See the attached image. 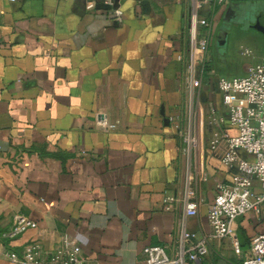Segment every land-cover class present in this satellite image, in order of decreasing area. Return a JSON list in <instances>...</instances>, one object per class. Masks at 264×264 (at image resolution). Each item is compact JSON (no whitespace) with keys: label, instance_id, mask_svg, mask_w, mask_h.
I'll return each instance as SVG.
<instances>
[{"label":"crops","instance_id":"0c3cea01","mask_svg":"<svg viewBox=\"0 0 264 264\" xmlns=\"http://www.w3.org/2000/svg\"><path fill=\"white\" fill-rule=\"evenodd\" d=\"M117 7L118 21L109 15ZM185 8L179 0H0V251L20 254L31 241L52 250L66 237L80 246L83 264H143L145 246L172 244L183 227L210 232L216 184L238 174L221 162L225 142L205 149L196 212L162 205L182 192L187 169L169 121L187 100L189 73L177 60ZM217 21L209 47L224 30ZM251 50L253 57L242 54L244 75L264 46ZM207 59L214 75L210 48ZM209 72L200 98L220 111L218 76ZM97 112L116 129L98 128ZM17 214L36 228L5 237ZM235 224L239 255L229 238L211 239L207 254L188 264H241L251 238L264 232V207ZM0 264L19 263L0 252Z\"/></svg>","mask_w":264,"mask_h":264},{"label":"built area","instance_id":"2783aa9c","mask_svg":"<svg viewBox=\"0 0 264 264\" xmlns=\"http://www.w3.org/2000/svg\"><path fill=\"white\" fill-rule=\"evenodd\" d=\"M179 1L185 2L186 8L185 29L178 36L183 41V47L177 60L184 63L189 80L186 84V104L180 113L170 116L169 121L179 139L180 151L187 157V169L182 192L164 196L163 208L169 210L174 204L182 203L186 216L196 212L198 189L207 179L205 149L215 150L222 141L226 144V151L221 162L235 167L238 174L228 182L216 184L213 201L207 210L208 234L199 236L183 227L172 244L145 246L143 264H188L199 261L207 254L211 239L229 238L233 252L239 255L241 246L236 234V220L249 212L260 215L264 207V52L247 66L245 75L216 78L220 111L212 106L204 107L200 94L213 36V20L231 0ZM103 3L111 6L113 0H103ZM203 5L209 7L207 15L200 14ZM85 8H94V2L86 1ZM109 15L118 21L122 11L118 7L112 8ZM242 54L254 56L248 48H243ZM96 126L106 131L117 127L103 112H97ZM231 127L237 129L234 136L229 135L228 128ZM240 149L251 157L241 156ZM36 226V222L17 214L4 236L14 237ZM0 252L5 258L19 264H83L80 246L66 237L52 250L31 241L20 254L6 249ZM241 264H264V232L251 238Z\"/></svg>","mask_w":264,"mask_h":264},{"label":"rangeland","instance_id":"374dc122","mask_svg":"<svg viewBox=\"0 0 264 264\" xmlns=\"http://www.w3.org/2000/svg\"><path fill=\"white\" fill-rule=\"evenodd\" d=\"M237 8V17L241 21H245L248 19L249 21L253 22L254 17L259 12H264V0H242L236 6ZM228 8V7H227ZM209 7L207 5H203L200 8V14L207 15ZM221 17V16H220ZM220 17H216L213 20V28H215V24L220 20ZM218 18V19H217ZM217 21V22H216ZM235 23V22H234ZM243 23V22H242ZM233 24V23H231ZM220 26H222L220 24ZM222 28V27H221ZM249 28V27H248ZM253 30L252 27H250ZM245 33L244 36H239L240 32L233 26L232 28L226 29L227 41L226 45H222L218 42H215L211 45L210 51L212 55H214L215 60L212 59V66L215 68V76H224V77H233V76H243L244 75V64L247 61L245 56L241 53V45L247 46L248 49L259 48L264 46L263 39L260 35H257L253 31ZM238 34L237 40H234L233 36ZM214 39V36H213ZM251 47V48H250ZM225 56V58H223ZM227 56V57H226ZM245 57V58H244ZM224 59V60H223ZM206 63H208V67L206 71H210V61L206 59ZM207 67V66H206ZM213 73L209 72L207 74V78L210 76H214ZM208 81V79H207ZM210 81V80H209ZM205 107V105L203 104ZM207 107V106H206ZM228 132L230 136H234L237 134L236 127L228 128ZM206 145V143H205ZM238 238H239V234Z\"/></svg>","mask_w":264,"mask_h":264},{"label":"flooded vegetation","instance_id":"af4514ba","mask_svg":"<svg viewBox=\"0 0 264 264\" xmlns=\"http://www.w3.org/2000/svg\"><path fill=\"white\" fill-rule=\"evenodd\" d=\"M236 8H237L236 5H232V6L228 7L224 11V13L221 15L220 24L222 26H220V24H219V28L223 27L224 30L221 33L217 34V36H216L217 42L221 44L224 41L223 35H226V29L225 28L228 26H231V27L235 26L237 30L238 29H246L247 31H249L250 27H252L253 30L250 29V31H253L257 35H260L263 39V42H264V12L263 13L259 12L258 14H256L253 22L249 21L248 19H246L245 21H241L237 17V14H236L237 9ZM231 23H233V24H231Z\"/></svg>","mask_w":264,"mask_h":264},{"label":"trees","instance_id":"16d2710c","mask_svg":"<svg viewBox=\"0 0 264 264\" xmlns=\"http://www.w3.org/2000/svg\"><path fill=\"white\" fill-rule=\"evenodd\" d=\"M240 1H242V0H231L229 6H230V5L237 4V3H239Z\"/></svg>","mask_w":264,"mask_h":264},{"label":"water","instance_id":"95a60500","mask_svg":"<svg viewBox=\"0 0 264 264\" xmlns=\"http://www.w3.org/2000/svg\"><path fill=\"white\" fill-rule=\"evenodd\" d=\"M238 4H239V3H237V4H234V5H236V6H237ZM230 6H232V5H230ZM230 6H229V7H230Z\"/></svg>","mask_w":264,"mask_h":264}]
</instances>
